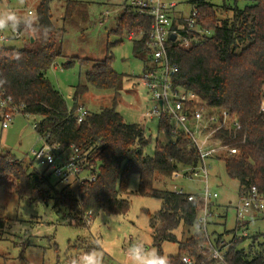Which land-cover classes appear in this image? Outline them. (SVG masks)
Listing matches in <instances>:
<instances>
[{
    "label": "trees",
    "instance_id": "1",
    "mask_svg": "<svg viewBox=\"0 0 264 264\" xmlns=\"http://www.w3.org/2000/svg\"><path fill=\"white\" fill-rule=\"evenodd\" d=\"M54 1L39 0L35 11L39 24L46 27L42 33L47 38L24 30L21 25L19 31L23 32V39L27 35L25 45L0 46V89H5L23 105L24 115L38 116L34 129L45 144L58 145L62 150L71 146L81 149L83 170L95 175V179L76 184L75 193L71 194L65 192L63 183L45 168L30 170L29 163L25 164L10 151H0V182L10 181V188L19 199L46 202L54 197L55 203L66 206L74 216L71 223L82 227L87 224L88 212L92 218L101 212L106 215L128 213L130 178L138 174L135 193L161 200L160 208L149 213L155 250L164 256L163 243L178 242V253L167 256L169 264H186L181 259L184 254L190 255L195 264H221L198 252L199 245L203 246L208 238L202 230L184 240L177 236L178 229L185 231L196 225L202 202L189 200L187 194L155 186L159 179L197 165V150L186 136L178 135L175 141L157 139L154 152H146L151 135L141 124L127 122L116 109L125 74L113 68L110 45L105 58L94 62L85 72V82L75 86L72 108L48 79L47 70L62 55L65 23L74 22L75 16L87 11V3L83 0H65L63 25L58 26L53 18ZM221 1V4L213 0L189 1L191 7L198 10L197 24L202 33L188 32L187 24L181 19L174 20L175 27L179 23L185 25L180 40L169 38L167 41L169 57L179 67L174 83L195 92L210 107L224 110L235 118L218 130L216 137L223 139L227 148H236L238 152L226 153L220 158L225 162L229 177L239 181V194L252 185L264 191V0H254L244 7L238 5V0ZM123 7L111 33L121 40L124 34L134 32L137 37L132 40L134 55L146 54L144 71L156 69L158 66L151 59L148 45L152 17L135 13L125 2ZM222 11L227 15H221ZM186 38L192 39L188 46L181 43ZM17 54H20L19 59ZM91 87L113 90V105L98 112L89 111L79 123L76 108ZM169 127V120H158L159 132L170 134ZM6 223L7 218L0 216V236ZM238 224L239 221L227 248L226 244H221V236L214 240L224 247L227 264H264L261 234L253 233L249 251L239 248L245 236L237 234Z\"/></svg>",
    "mask_w": 264,
    "mask_h": 264
},
{
    "label": "rangeland",
    "instance_id": "2",
    "mask_svg": "<svg viewBox=\"0 0 264 264\" xmlns=\"http://www.w3.org/2000/svg\"><path fill=\"white\" fill-rule=\"evenodd\" d=\"M38 0H0V11L15 10L18 15L30 18L28 9L36 13ZM61 1L53 2V18L58 26L63 25L64 10ZM87 3L86 14L75 16L74 22H66L62 33L61 50L54 65L47 70L51 83L63 94L69 108L73 107V93L79 82H85V72L97 60L104 59L107 47L113 54V68L125 74L124 86L116 104V109L127 122L139 123L148 135H151L150 145L146 152L152 154L157 139L169 142L174 139L170 134L158 131V119H147L144 113L152 106V100L147 87L143 83L144 53L134 55L133 41L127 35L120 37L111 33L115 28L117 17L122 13L124 0H83ZM167 3L175 2V15H189L190 0H162ZM221 4V0H213ZM232 2V0H228ZM254 0H238V5L244 7ZM226 16L227 13L221 12ZM6 37L12 31H2ZM22 37L9 38L0 41L6 46L20 47L25 45ZM120 40V41H119ZM83 61V62H82ZM87 64V65H86ZM114 96L113 90H101L91 87L84 94L78 105H84L91 112H98L103 107H111ZM264 107V99L262 103ZM39 118L35 115L16 114L13 123L3 129L0 123V151H10L16 158L29 163V169H44L32 155L33 150L45 146V142L34 129V123ZM226 151V148H225ZM32 161V164H30ZM208 187L217 192L218 197L212 199L211 209L215 216L208 223V234L214 241L218 236L227 245L235 235L237 226L236 205L239 202V181L229 177L222 158L207 159ZM180 170L178 176L161 178L155 184L158 188L175 190L181 188L185 193L200 195L206 187L202 171L199 175L189 176L190 171ZM81 175L87 176V172ZM188 175V176H186ZM139 175L133 174L129 182L130 207L125 215H106L99 213L86 226L73 225L74 216L68 208L55 203V198L48 201L32 202L29 199H19L10 188V181L0 182V216L7 218V223L0 236V264H71L74 258L88 253L97 246L103 252V264H127L126 252L130 244L139 243L155 249L153 233L149 225V213L157 211L161 200L136 194ZM65 192L74 194L77 188L75 182L62 184ZM61 185V186H62ZM255 214V213H254ZM258 217L249 218V235L239 244V248L248 250L253 233H258L264 239V212H256ZM246 222V221H245ZM246 227L240 226L239 231ZM197 230V225L178 229L179 240H184ZM178 242L165 241L162 245L164 256L178 253ZM198 252L211 256L207 244L199 245ZM212 257V256H211ZM204 264H207L204 263Z\"/></svg>",
    "mask_w": 264,
    "mask_h": 264
},
{
    "label": "built area",
    "instance_id": "3",
    "mask_svg": "<svg viewBox=\"0 0 264 264\" xmlns=\"http://www.w3.org/2000/svg\"><path fill=\"white\" fill-rule=\"evenodd\" d=\"M124 2L135 13L152 17L151 29L148 31V45L151 50V59L158 67L154 70L144 71L142 76L143 83L147 87L152 100V106L144 113V116L149 120L154 118L169 120V130L170 135L174 137L173 141L176 140L178 135H184L197 150L199 155L197 165L183 170H193L189 175L191 178L193 174L195 176L199 175V170H201L206 183L204 191L200 195L185 193L181 188H175L174 191L178 194H187L189 200L199 199L202 202L199 207L196 225L207 234L206 244L211 256L218 263L227 264L224 257V247L217 245L208 235L209 220L215 216L210 204L212 199L218 197V193L212 192L208 187L209 165L207 159L220 158L224 157L226 153L236 154L238 152L236 148H227L224 140L216 137V132L224 129L235 118L224 110L220 111L210 107L195 92L175 85L174 75L178 72L179 67L176 62L171 61L167 46L171 34H175V40L182 38V31L185 28L183 23L187 24L188 32H203L197 24L198 10L192 8L188 16L176 18L175 2L167 3L162 0H124ZM28 13L31 14L33 11L29 10ZM178 19H181L183 23H179L175 27L173 25L174 20L177 21ZM127 36L130 40L137 38L134 32L128 33ZM13 37H22V32L12 31L9 37L1 34L0 41ZM190 40L186 38L181 43L188 46ZM18 113L24 115L23 105L18 104L5 89H0V123L2 128L7 129ZM75 113L77 122L80 123L88 115L89 110L84 105H78ZM32 155L47 172L63 184L69 185L73 182L78 184L85 179H95V175H81L87 170H83L82 162L84 158L82 157V151L76 146L62 150L58 145L45 144L39 150H33ZM178 175L179 172L173 173V177ZM236 212L237 220L241 223L246 221L253 213L264 212V191H261L256 185L244 189L239 194ZM86 220L87 223L90 222V212L86 214ZM248 234L247 228L238 232L239 236H247ZM221 244L224 246L223 243ZM181 259L186 264H195L193 258L188 254L182 255Z\"/></svg>",
    "mask_w": 264,
    "mask_h": 264
},
{
    "label": "clouds",
    "instance_id": "4",
    "mask_svg": "<svg viewBox=\"0 0 264 264\" xmlns=\"http://www.w3.org/2000/svg\"><path fill=\"white\" fill-rule=\"evenodd\" d=\"M21 25L24 26V30L47 38V35H43L42 33V29H46V27L39 24V17L35 13H31L30 18L26 19L18 15L15 10L0 11V32L8 30L17 32L21 29ZM16 58L19 59L20 54H17ZM126 256L128 258L127 264H169L166 256L161 255L155 249L139 243L130 244ZM71 264H103V252L97 246L88 253L74 258Z\"/></svg>",
    "mask_w": 264,
    "mask_h": 264
},
{
    "label": "crops",
    "instance_id": "5",
    "mask_svg": "<svg viewBox=\"0 0 264 264\" xmlns=\"http://www.w3.org/2000/svg\"><path fill=\"white\" fill-rule=\"evenodd\" d=\"M63 1H61V8L64 10V8H65V6H64V3H62ZM38 3H39V0L37 1V3H36V7H37V5H38ZM190 4V3H189ZM192 9V8H191ZM30 10H32V9H30ZM28 11H29V9H28ZM33 11V10H32ZM29 14V13H28ZM180 16H186V15H183V14H181ZM14 38V37H13ZM15 39H18V38H15ZM2 45H4V44H2ZM257 214L255 213H253L250 217H253V216H255V217H258V216H256ZM249 217V218H250ZM249 218L246 220V222L244 221L243 223H241V222H239V224H238V226L240 225V226H242V228H244V227H246L247 229H248V227H249ZM238 228V227H237ZM237 234H238V232H237ZM223 239V238H222Z\"/></svg>",
    "mask_w": 264,
    "mask_h": 264
},
{
    "label": "water",
    "instance_id": "6",
    "mask_svg": "<svg viewBox=\"0 0 264 264\" xmlns=\"http://www.w3.org/2000/svg\"><path fill=\"white\" fill-rule=\"evenodd\" d=\"M171 38L172 39H175V34H171Z\"/></svg>",
    "mask_w": 264,
    "mask_h": 264
}]
</instances>
